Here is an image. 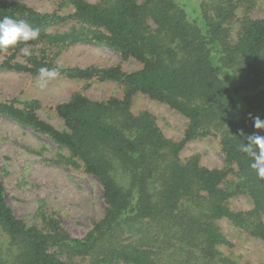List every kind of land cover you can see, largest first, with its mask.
<instances>
[{
    "label": "trees",
    "instance_id": "1",
    "mask_svg": "<svg viewBox=\"0 0 264 264\" xmlns=\"http://www.w3.org/2000/svg\"><path fill=\"white\" fill-rule=\"evenodd\" d=\"M193 1L192 16L176 0H60L72 8L68 15L0 1V18L24 19L40 31L27 42L24 63L17 59L23 45L0 51V69L38 76L42 67L55 68L64 79L111 81L123 90L105 101L75 93L54 106L63 130L38 117L37 101L0 102V115L66 148L62 164L96 178L105 205L104 216L74 238L44 213L41 226L18 219L0 180V264H239L220 252L230 246L222 219L264 245V178L240 151L248 135H264L253 124L264 119V18H235L254 0ZM76 44L107 48L140 67L126 73L119 65L59 64ZM137 93L186 118L179 142L150 112H131ZM206 137L218 139L220 169L202 166L198 155L180 157L186 143ZM241 195L252 209L231 210L229 199Z\"/></svg>",
    "mask_w": 264,
    "mask_h": 264
},
{
    "label": "rangeland",
    "instance_id": "2",
    "mask_svg": "<svg viewBox=\"0 0 264 264\" xmlns=\"http://www.w3.org/2000/svg\"><path fill=\"white\" fill-rule=\"evenodd\" d=\"M0 1H20L40 13L68 15L72 12V8L62 6L60 0ZM85 1L94 4L98 0ZM176 1L184 2L191 16L195 13L193 0ZM244 16L264 18V0H254L249 9L245 6L238 8L235 18ZM232 26L236 28L235 21ZM65 29L66 26H61L56 30L62 32ZM25 57L20 51L17 59L24 63ZM2 60L0 56V62ZM57 61L63 66L80 68L119 65L126 73L140 67L133 60L122 61L116 52L92 44H76L66 49ZM75 93L92 101L123 97L122 88L111 81L68 80L58 76L45 80L40 75L0 69V102L15 101L20 107L24 101H37L40 104L36 110L38 117L57 130H63L64 124L53 107L68 101ZM130 110L134 114L142 110L150 112L167 138L176 142L182 139L187 120L166 105L137 93L131 98ZM192 155H198L200 164L208 169L224 166L216 138L206 137L186 143L180 157L186 159ZM61 156H68L66 148H60L44 134L0 115V180L8 206L28 226H41L40 214L44 213L57 219L70 236L82 238L93 223L104 216L102 187L81 167L62 164ZM228 205L236 212L252 209L251 200L243 195L229 199ZM218 224L230 244L219 247L222 254L239 264H264V245L260 240L241 234L226 220L222 219Z\"/></svg>",
    "mask_w": 264,
    "mask_h": 264
},
{
    "label": "clouds",
    "instance_id": "3",
    "mask_svg": "<svg viewBox=\"0 0 264 264\" xmlns=\"http://www.w3.org/2000/svg\"><path fill=\"white\" fill-rule=\"evenodd\" d=\"M39 35V29L24 19H15L10 16L0 18V51H7L18 45H23L20 50L25 56H28L31 54L29 49L32 46L27 42L37 40ZM39 73L45 80L59 75L57 69L47 67L39 69ZM253 124L256 130H264V119L259 116L253 118ZM240 151L252 158L251 169L257 176L264 178V135H248L247 143L240 145Z\"/></svg>",
    "mask_w": 264,
    "mask_h": 264
}]
</instances>
